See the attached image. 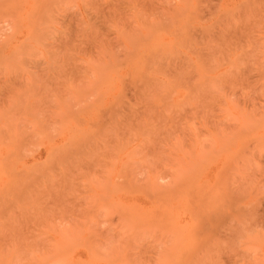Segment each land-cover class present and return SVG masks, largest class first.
Listing matches in <instances>:
<instances>
[{
	"label": "rangeland",
	"instance_id": "374dc122",
	"mask_svg": "<svg viewBox=\"0 0 264 264\" xmlns=\"http://www.w3.org/2000/svg\"><path fill=\"white\" fill-rule=\"evenodd\" d=\"M0 176V264H264V0H0Z\"/></svg>",
	"mask_w": 264,
	"mask_h": 264
},
{
	"label": "bare ground",
	"instance_id": "6f19581e",
	"mask_svg": "<svg viewBox=\"0 0 264 264\" xmlns=\"http://www.w3.org/2000/svg\"><path fill=\"white\" fill-rule=\"evenodd\" d=\"M16 154V153H15ZM14 156V155H13ZM7 163V162H6ZM12 170V169H11ZM6 174V173H5ZM7 176V175H6ZM0 179H1V176H0ZM9 183V182H8ZM7 184V183H6Z\"/></svg>",
	"mask_w": 264,
	"mask_h": 264
}]
</instances>
